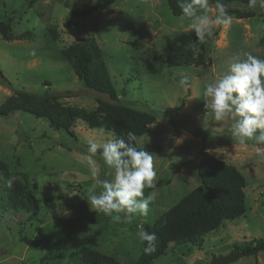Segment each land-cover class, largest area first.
<instances>
[{"label":"rangeland","instance_id":"obj_1","mask_svg":"<svg viewBox=\"0 0 264 264\" xmlns=\"http://www.w3.org/2000/svg\"><path fill=\"white\" fill-rule=\"evenodd\" d=\"M93 1L37 0L26 8L23 0H0V20L10 22L11 32L33 35L13 40L0 36V104L21 89L38 95L55 92L64 105L95 108L96 98L106 96L83 88L61 54L69 44L92 37L103 52L120 101L156 115L136 140L154 157L155 188H145L144 195L155 192L156 198L148 216H137L131 223L113 222L90 210L83 196L98 191L99 186L87 162L88 142L102 143L110 132L76 120L71 136L28 113L0 116V159L13 177L27 175L38 204L31 220L22 211L0 208V264H72L67 254L77 244L134 264L142 246L136 233L198 185L196 169L204 152L243 175L245 212L203 235L201 245L170 243L154 264H209L213 256L264 238V161L256 156V148L264 145L241 144L232 137L228 119L205 118L204 122L203 101L204 85L222 74L234 56L248 52L264 59V45L259 43L264 7L259 3L255 7L240 2L229 5L254 10L255 16L237 19L230 15L229 25L213 30L206 42L211 59L206 69L168 68L161 49L174 34L191 29L188 19L173 15L166 0H115L80 18L81 32L68 33L63 22L71 10ZM210 6L209 14L215 15V5ZM49 27L56 30L57 40L50 37ZM93 161L100 178L111 179L104 175L106 166L99 152ZM61 252V258L47 257ZM228 264H264V251Z\"/></svg>","mask_w":264,"mask_h":264},{"label":"trees","instance_id":"obj_2","mask_svg":"<svg viewBox=\"0 0 264 264\" xmlns=\"http://www.w3.org/2000/svg\"><path fill=\"white\" fill-rule=\"evenodd\" d=\"M26 8H30L37 0H23ZM115 0H94L91 4H84L81 8H73L68 18L63 22L65 30L78 34L83 30L79 19L87 14L103 10ZM168 9L175 15H181L177 0H166ZM225 6L228 15L237 19L255 16L254 10L244 11L229 7L233 2L249 5V0H219ZM215 5L217 0H209ZM263 33L259 43L264 45V18ZM48 33L52 40H57L54 28L49 27ZM0 36L4 40L23 39L32 37L29 31L20 34L11 32L9 21L0 20ZM63 58L69 63L83 88L101 93L106 99L97 97L96 107L86 109L78 106L64 105L59 101L60 94L55 92L38 95L26 90H15L11 96L0 104V116L19 111L28 113L37 118H44L50 127L64 130L73 136L72 127L76 120H82L90 128H100L117 136H126L131 131L136 137L143 135L148 125L156 118L152 112L138 110L120 101L117 90L104 60L103 52L92 37L86 41L69 44L61 50ZM160 55L165 59L168 68L178 66H196L206 69L211 65L207 43H200L191 29L178 32L165 44ZM136 146L137 143L135 142ZM140 148V147H139ZM99 152V151H98ZM196 176L198 185L185 194L168 210L162 213L151 224H144L143 230L156 234L155 250L145 253L142 244L139 255L134 264H154V261L163 255L170 243L201 245L203 235L216 230L226 220H233L245 212L243 175L231 164L226 163L214 155L204 152L201 154ZM0 208L3 212L19 210L27 215L26 220L36 216L38 204L29 190L26 174L22 179L13 177L7 164L0 159ZM13 180L11 187L7 181ZM245 256L255 255L264 251V238L245 242L237 246ZM48 259L63 257L49 255ZM72 264H127L114 257L93 250L88 246L77 244L67 254ZM40 264H44L42 261Z\"/></svg>","mask_w":264,"mask_h":264},{"label":"clouds","instance_id":"obj_3","mask_svg":"<svg viewBox=\"0 0 264 264\" xmlns=\"http://www.w3.org/2000/svg\"><path fill=\"white\" fill-rule=\"evenodd\" d=\"M257 3L264 7V0H249V7ZM177 5L181 17L191 22L190 27L202 44L212 36L215 28L231 23V16L219 0L215 15L209 14L212 11L209 0H177ZM203 101L204 122L205 118L215 122L228 119L232 137L241 144L254 141L256 145H264V59L248 52L234 56L222 74L204 85ZM136 140V134L129 131L126 136L110 133L102 143L88 142L87 162L99 190L90 191L83 198L90 210L110 217L113 222L123 219L131 223L137 216L147 217L156 198L155 192L144 195L145 188H155L154 157L145 148L137 147ZM98 151L106 166L104 175L111 179L100 178L93 161ZM256 156L264 161V148L257 147ZM12 184L13 180L9 179L8 187ZM136 235L145 245V253L155 250V233L143 230L141 225Z\"/></svg>","mask_w":264,"mask_h":264},{"label":"water","instance_id":"obj_4","mask_svg":"<svg viewBox=\"0 0 264 264\" xmlns=\"http://www.w3.org/2000/svg\"><path fill=\"white\" fill-rule=\"evenodd\" d=\"M244 256L243 251H240L238 248H234L225 255L213 256L209 264H228L234 262L238 257Z\"/></svg>","mask_w":264,"mask_h":264}]
</instances>
